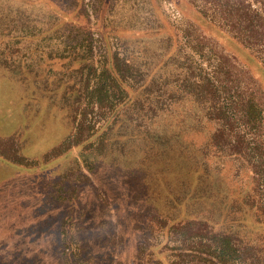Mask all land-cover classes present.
<instances>
[{
    "label": "rangeland",
    "instance_id": "obj_1",
    "mask_svg": "<svg viewBox=\"0 0 264 264\" xmlns=\"http://www.w3.org/2000/svg\"><path fill=\"white\" fill-rule=\"evenodd\" d=\"M244 5L264 69V0H0V264H145L149 250L178 247L183 264H222L199 252V239L167 234L183 209L236 233L241 256L259 264V234L231 218H243L253 187L264 199L263 188L214 134L223 127L189 92L194 76L184 78L197 81V62L208 71L205 58L222 49L245 59L243 44L219 36L247 34L229 18ZM113 53L146 84L114 128L113 105H91L85 76ZM235 65L232 83L249 86Z\"/></svg>",
    "mask_w": 264,
    "mask_h": 264
},
{
    "label": "trees",
    "instance_id": "obj_2",
    "mask_svg": "<svg viewBox=\"0 0 264 264\" xmlns=\"http://www.w3.org/2000/svg\"><path fill=\"white\" fill-rule=\"evenodd\" d=\"M230 5L233 6V3ZM222 9L227 10L228 13H230L229 15H232L231 11L235 10L234 7H231V10L228 7H222ZM262 14H260V16L264 21V13L262 12ZM254 17L255 16L249 15V11L245 5L244 7L242 6L237 18L230 16L229 18L237 19L236 21L240 26L239 28L247 32V34L238 36H227L226 34L219 35L226 38L227 41L234 43V45L235 43L236 45L237 43H241L244 47L249 48L250 51L247 52L243 46H240L245 51V53H243L245 56L244 60H241L242 58L240 59L237 53H231L228 50L224 52V49H222V52L225 53L224 55L223 53L221 54L222 58H218L217 53L214 57L205 58L209 60L210 64V69L208 71L207 68L205 69L197 62L194 66V68L197 69V81L192 71H184V78L188 80L191 76H194L192 90L189 92L193 95L200 94L202 96L203 102L207 104L209 113L213 115L214 119L220 121L223 127H219L215 130L214 134H219L221 140H224L229 145V155L237 159L245 160L246 166L258 180L259 185L257 184V188H263L262 191L264 194V78L257 76L260 78L258 79L255 72L257 70L264 76V69L260 67L258 62L261 61V59L259 58V60H257L258 57L255 53L256 49L252 48L256 44H250L248 41L250 40V30L256 25L255 22H253ZM255 32L256 35L254 36L260 41L261 39L257 38V29ZM194 50L199 57L202 55L204 56L201 47L197 46ZM238 52L242 53L240 51ZM167 59L172 60L173 56H167ZM91 63L90 65H86L88 70L85 74L88 78V83L86 85L87 98L89 102L92 103L91 105H113V128L117 125L121 126L122 122L128 120V115L134 113L120 112V110L134 107L135 104L133 103L139 100V96L136 98V92L145 82L139 84V80H136V77L137 75L139 77L143 71L140 67H137V65L135 66V64L129 62L124 56H119L114 53L106 63H103L100 70L94 68L97 71L95 70V72H92L91 69L93 66ZM234 65L240 68L241 76L246 75L251 80L248 84L255 90H252L249 86L241 88L239 84L234 85L232 83L233 81L237 82V74H234ZM252 66H255L256 70L252 69ZM153 73L154 71L150 72L149 75L153 77ZM94 77H96L97 80L94 81ZM139 78H141V76ZM144 85L146 86V84ZM68 87L70 88V86ZM112 97L113 101L109 102ZM154 97L155 104L160 102L161 97L163 100V95L161 93L154 95ZM237 123L242 126L241 130L237 131L235 129L234 125ZM105 125L107 126L108 124L104 122L102 126L104 127L103 130L105 129ZM105 133L106 130L101 133L102 135L100 138H102ZM127 134L129 133L127 132ZM90 137L91 136L88 134L83 142H90ZM243 153L244 156H240L243 155ZM255 190L256 187H253L252 193H249V195L247 194L248 196L245 201L247 207L245 208L243 218L241 220L235 218L231 219L240 221L243 225H252V227H246L249 233L251 231H257L259 236L254 239L261 240V244L254 247L253 252L258 255L255 257H257L256 259L259 261V264H262L260 261H264V255L262 252L257 253L256 251L259 249L262 250L260 247L264 244V199L261 198L258 202L254 194ZM261 192H259V194H261ZM187 194H185V196ZM178 212L179 213L175 214V219L170 218L169 221H167V234L173 235L181 233L185 236L188 235L190 238L199 239L201 243L199 252L211 254V256L215 257L217 261L222 264H238V260H240V264H242V262L248 264V259L251 256H241V251L239 247H237L238 243L235 241L236 233L232 231L215 230L214 228L217 224L212 221V218H208L207 216H186V214H184V209ZM169 215L170 214H167V217H169ZM164 219L166 218L164 217ZM241 241L244 242L243 240ZM247 242L248 241L245 243L246 250L244 248L245 253L249 251L247 250L248 248H252V246L249 247V243ZM169 250L173 252L171 254H164L158 250H149L146 255L148 259L144 258L143 263L183 264V260H180L178 257L181 255L180 247L175 248V250ZM250 251H252V249ZM250 251L248 255H251ZM206 260L210 259L206 257ZM131 261L134 263L135 260L131 259ZM249 262L255 264L252 261Z\"/></svg>",
    "mask_w": 264,
    "mask_h": 264
}]
</instances>
